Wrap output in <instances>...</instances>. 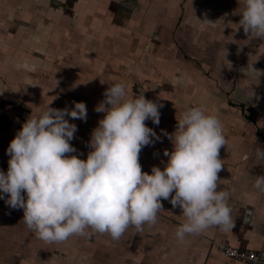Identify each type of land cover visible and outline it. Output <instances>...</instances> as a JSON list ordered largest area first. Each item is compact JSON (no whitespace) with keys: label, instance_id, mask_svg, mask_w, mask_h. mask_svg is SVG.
<instances>
[{"label":"crops","instance_id":"crops-1","mask_svg":"<svg viewBox=\"0 0 264 264\" xmlns=\"http://www.w3.org/2000/svg\"><path fill=\"white\" fill-rule=\"evenodd\" d=\"M55 1L57 3L58 0H0V168L7 171L10 157L6 149L31 114H38L49 104L57 108H71L74 107V101L86 102L88 113L86 121L68 117L78 125V130L70 141L75 145L76 152L67 155H80L86 159L92 130L105 115L104 112H97L96 106L104 100L105 90L110 84L123 82L129 98L144 93L147 98L162 105L159 124L151 119L145 121L162 139L141 149L143 171L151 172L153 165L161 168L165 166L164 161L168 157L164 150L173 149V143L165 131H175L177 118L188 107L204 106L207 112L220 118L227 145L220 150L224 167L219 172L218 184L229 192L227 203L231 208L232 226L225 229L221 225H211L199 233H189L180 239L175 235V230L186 217L182 215L180 207L171 204L170 198H161L163 208L158 212L157 222H146L143 231L130 225L119 239H114L108 232L102 233L88 227L83 235L73 234L64 241L47 242L22 220L23 208L13 209L4 198H0V264H241L227 259L219 247L230 244L240 249H264V191L254 187L256 176L264 174V161L242 158L245 152L253 153L256 147L264 148V38L250 35L242 25H238L244 7L243 0H76L71 7L65 4L66 0H62L63 4H56ZM38 2L42 8L51 10V15L56 18L65 19L64 15L70 13L76 18H89L92 12H101L106 33L104 38L130 43L129 48L131 42H135L133 49H130L132 52L136 51L134 48L138 43L136 35L144 31L141 26H148L152 34L155 32L150 36L151 40L163 44V47L166 45L168 52L172 48V53L184 58L180 63L190 67L184 68L185 71H203V64L200 63L202 58L199 59V66L188 61L187 57L190 54L195 55V59L206 54L209 57L213 55L215 43V57L209 59L211 64L213 62L210 60H220L226 66L223 59L243 56V64H232L235 70H239L244 90L241 93L244 107L237 116L245 113L252 118L249 119L253 126L250 129L254 141L258 143L243 144V141L242 144H235V141L240 143L242 139L239 140L240 137L237 138L230 127V124L233 125V115L229 116L230 110L226 106L224 113H220L216 107L217 96L223 94V89L235 88L230 83L233 81L226 83V86L208 83L207 87L200 84L193 86L188 76H184L177 68L172 69V72L167 67L170 82L178 80L174 90L177 89L179 98L170 100L169 96L164 97L169 83L166 85L162 80H148L145 70H131L129 64H124V67L122 62L114 61V65H110L106 64L105 59L97 58L95 61L85 60L86 68L71 64H63L58 68L57 65L52 67L42 64L40 54L30 57L26 52L25 26L30 23L26 16L32 11H26ZM181 14L184 15V29L171 37ZM31 20L35 28L37 25L41 28L42 20L38 21L35 17ZM156 25L164 27L157 29V26L154 30ZM111 35L121 39L112 38ZM35 44L33 41V46ZM132 52H127V55L137 56V53ZM96 56L102 57L100 54ZM211 66L206 71L218 73V69ZM133 71L139 77L142 76L144 81L138 84L122 77ZM41 76L48 78L45 80ZM224 79L232 77L224 76ZM251 80L258 82V86ZM139 87L142 91L136 93L135 88ZM227 101L231 103L229 98ZM255 120L259 122L258 128ZM241 121L243 128L248 126L244 119Z\"/></svg>","mask_w":264,"mask_h":264},{"label":"clouds","instance_id":"clouds-1","mask_svg":"<svg viewBox=\"0 0 264 264\" xmlns=\"http://www.w3.org/2000/svg\"><path fill=\"white\" fill-rule=\"evenodd\" d=\"M243 5L238 25L264 38V0ZM104 95L95 110L105 115L92 130L86 159L67 155L76 152L70 141L78 130L68 117L86 121V102L74 101L71 108L49 104L31 114L6 149L10 158L7 171L0 168V198L23 208L22 220L47 242L83 235L88 227L114 239L130 225L143 231L146 222H157L161 198H170L186 217L175 230L180 239L211 225L230 228L229 192L218 184L224 167L220 150L227 145L220 118L204 106L188 107L175 131H165L173 143L164 150L165 166L148 172L142 170L141 149L162 137L145 121L159 124L162 105L144 93L129 98L123 82L110 84ZM242 158L264 161V148ZM254 187L264 191V174L256 176Z\"/></svg>","mask_w":264,"mask_h":264},{"label":"rangeland","instance_id":"rangeland-1","mask_svg":"<svg viewBox=\"0 0 264 264\" xmlns=\"http://www.w3.org/2000/svg\"><path fill=\"white\" fill-rule=\"evenodd\" d=\"M28 9H31L32 12L29 13L30 15L27 14L26 16L27 22H30L25 26L27 27L26 52L30 57H37L40 54L42 64H46V66L55 67L57 65V67L60 68L61 66H63V64H71L81 66L83 65V67L86 68L87 65L86 63H84L85 60L95 61L97 58L105 59L106 64L110 65H114V61H117V63L122 62V66H124V64H126V66L129 64L131 70H145V78H148V80H162L165 81L166 85L169 83L170 87H168V91H165L164 97L169 96L170 100H174V98L177 97L179 98L178 93L176 92L177 89L174 90L176 86L175 84H177L178 80H176L175 83L170 82V80L168 79L167 67H169L171 70L177 68V70L181 71L184 76H188V79L192 81L191 84L193 86L200 84L207 87V83L211 84L212 86H226V83L233 81L230 83H233L235 88H228L229 90L223 89L225 90V93L222 91L223 94H219L217 96L216 107L220 111V113H224V109L226 106V108L230 110L228 113L229 116L233 115V125L230 124V127L234 130L237 138L240 137L239 140L242 139L240 140V143H237V141H235V144H242L243 141H245L243 144L258 143L257 141H254L252 129H250V126L251 128H253L252 124H250L251 122L249 121L251 117H249L245 113L242 116L240 115V117L237 116L244 107V105H242L241 103V100L243 99V94L241 93H243L244 90L243 87H241V75L239 73V70H235L234 65L238 66L243 64V56L239 55L223 59L225 64L227 63L225 66L220 62V60H218L217 62H214V60H210L213 62V64L209 62V59H211L210 57L214 56L216 53V43L213 44V55H209V57L206 54L205 56L200 55L198 59H195V55L190 54L189 50H186V52L190 54V56L187 57V60L198 63L199 66L203 64L201 66V69L203 71H199L197 73L196 71L191 70L185 71V69H188L190 67H184V64L180 63L183 57L177 56L176 53H172V48H169L170 51L168 52L166 50V45H164L163 47V44L161 45L151 40L150 36L154 35L155 32L152 34L148 26H142L141 28L144 31L136 35L135 38L138 41V45L134 48L136 49V51L132 52V50L130 49H133V47L129 48V42V44H125V42L121 43V41L116 42L115 40L104 38L106 36V33L104 32L105 25L103 24L104 22L102 20V16L95 14V12H92L93 14L89 18L83 16H77L76 18V16H72V13H70V15L65 14V19H63L52 16L51 10L47 9L46 7L42 8L39 2L37 4H34L32 8H27L26 13H28ZM32 17H35L38 21L42 20L41 28L38 25L36 26V28L32 25ZM102 24L104 25V27ZM157 26V29H159L161 26V28L164 27V25H156L154 26V30ZM170 28L172 29V26ZM114 36L115 39H121L116 35ZM114 36H112V38ZM173 36L175 37L177 36V34L172 32L171 37ZM182 40H184V38ZM33 41H35L36 43L34 46ZM27 49H29L30 51H28ZM181 50L184 53L183 49ZM127 52H135L137 53V56H129L127 55ZM98 54H100L102 57L96 56ZM183 55L185 56V53ZM200 58H202L200 61L201 64H199ZM211 65H214L215 68L218 69V73H210L206 71L209 70V67H213ZM163 69L164 72L162 71ZM172 72H174V70H172ZM106 75L109 76V72H107ZM221 75L223 76V79L221 78ZM224 76L232 77V79H224ZM122 77L132 79L138 84L144 81L143 77H139L137 75V72L135 71L127 73V75H122ZM41 78L45 79L44 76H41ZM253 80L251 81L253 82ZM253 83H255L254 85L258 86V82ZM141 91L142 89L140 87L135 88L136 93H140ZM228 98L231 103L227 101ZM222 102H224V105L222 104ZM242 119H244V122L247 123L248 126L244 128L242 127ZM258 123L259 122L255 120V126L257 128Z\"/></svg>","mask_w":264,"mask_h":264},{"label":"built area","instance_id":"built-area-1","mask_svg":"<svg viewBox=\"0 0 264 264\" xmlns=\"http://www.w3.org/2000/svg\"><path fill=\"white\" fill-rule=\"evenodd\" d=\"M219 249L227 259L234 262L241 264H264V249H240L230 244H223Z\"/></svg>","mask_w":264,"mask_h":264},{"label":"flooded vegetation","instance_id":"flooded-vegetation-1","mask_svg":"<svg viewBox=\"0 0 264 264\" xmlns=\"http://www.w3.org/2000/svg\"><path fill=\"white\" fill-rule=\"evenodd\" d=\"M56 3V1H55ZM59 3H64L62 0H58L56 4H59ZM73 3L75 4L76 3V0H66L65 4H68L69 7H71L73 5ZM96 14H98L99 16H103V14L99 11L96 12ZM182 15L179 17L180 20H177V24L175 26V29L173 30L174 33H176L177 35L180 34V31L181 29L183 28L184 29V26H183V22H184V19L182 18ZM184 16V15H183ZM185 18V17H184ZM181 22V23H180ZM180 23V24H179ZM142 27V26H141ZM178 27V28H177ZM141 32V31H140ZM134 40V39H133ZM133 44H135V42H131V47H133ZM138 44H136L137 46Z\"/></svg>","mask_w":264,"mask_h":264},{"label":"bare ground","instance_id":"bare-ground-1","mask_svg":"<svg viewBox=\"0 0 264 264\" xmlns=\"http://www.w3.org/2000/svg\"><path fill=\"white\" fill-rule=\"evenodd\" d=\"M61 22V21H60ZM59 23V22H58Z\"/></svg>","mask_w":264,"mask_h":264}]
</instances>
